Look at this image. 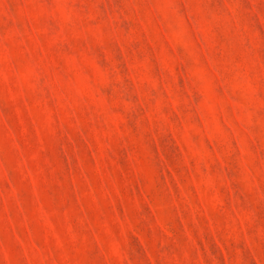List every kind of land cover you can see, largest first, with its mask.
<instances>
[{
	"label": "rangeland",
	"instance_id": "1",
	"mask_svg": "<svg viewBox=\"0 0 264 264\" xmlns=\"http://www.w3.org/2000/svg\"><path fill=\"white\" fill-rule=\"evenodd\" d=\"M0 264H264V0H0Z\"/></svg>",
	"mask_w": 264,
	"mask_h": 264
}]
</instances>
